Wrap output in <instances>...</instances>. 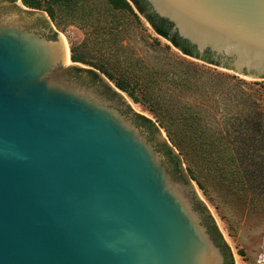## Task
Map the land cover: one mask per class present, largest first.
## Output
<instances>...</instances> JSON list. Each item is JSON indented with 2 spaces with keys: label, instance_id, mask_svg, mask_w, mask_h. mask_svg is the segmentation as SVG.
I'll return each instance as SVG.
<instances>
[{
  "label": "water",
  "instance_id": "water-1",
  "mask_svg": "<svg viewBox=\"0 0 264 264\" xmlns=\"http://www.w3.org/2000/svg\"><path fill=\"white\" fill-rule=\"evenodd\" d=\"M145 2L213 63L199 61L264 80V0ZM38 19L57 32L46 13L0 0V264H226L206 216L232 256L229 244L168 168L156 143L178 153L161 129L91 66L78 64L113 97L67 75L63 37L34 30Z\"/></svg>",
  "mask_w": 264,
  "mask_h": 264
},
{
  "label": "rangeland",
  "instance_id": "rangeland-1",
  "mask_svg": "<svg viewBox=\"0 0 264 264\" xmlns=\"http://www.w3.org/2000/svg\"><path fill=\"white\" fill-rule=\"evenodd\" d=\"M133 9L136 15L127 12L117 24L102 16L79 20L67 15L59 21L39 11L63 37L71 62L73 55L80 56L81 64L115 87L125 82L137 101L119 90L173 147L169 129L177 120L184 124L186 114L199 120L205 134L223 140L225 151L217 163L221 174L201 175L198 168L206 191L191 178L182 156L181 167L221 228L234 264H264V80L242 78L185 55ZM150 96L161 105H153ZM242 160L249 167L238 168Z\"/></svg>",
  "mask_w": 264,
  "mask_h": 264
},
{
  "label": "trees",
  "instance_id": "trees-1",
  "mask_svg": "<svg viewBox=\"0 0 264 264\" xmlns=\"http://www.w3.org/2000/svg\"><path fill=\"white\" fill-rule=\"evenodd\" d=\"M23 5L30 9L44 10L51 18L59 21H64L68 17L67 15H78L79 20H88L94 17L102 16V19L109 21L111 23L117 24L122 20V15L134 13L132 3L135 5L137 10L144 15V17L150 22L154 30L161 37L169 40L175 47L181 50L185 55L201 58L208 63H213L211 56L201 57L196 54L186 42L181 40L177 34L170 33V26L165 20L158 18L153 13H147V4L145 0H21ZM100 1V2H98ZM132 1V3L130 2ZM74 62H85V60L77 55L72 56ZM109 78L114 79L111 75ZM116 87L124 92L129 93V95L137 101V98L133 92L128 90V86L125 82L117 81L115 83ZM150 101L153 105L158 104L156 100L151 98ZM163 104V103H162ZM159 105V104H158ZM161 105V104H160ZM159 105V106H160ZM163 109V107H162ZM145 121L151 123V120L141 116ZM184 124H181L179 120L171 124V129H169V135L172 140L174 147L177 148L179 155L176 154L172 148L167 144L166 146L170 150L169 153L177 164L181 167V158L188 165V172L191 178L198 183L201 189L206 191L203 182L199 178L198 168L201 170V175L206 176H216L218 175V159L223 156L225 150L220 147L223 142L221 138L213 137L211 135L205 134L203 128L200 127L199 120L192 114H186L184 116ZM245 160V159H243ZM237 164L238 168H247L248 164L244 161ZM182 168V167H181ZM180 168V169H181ZM237 168V167H236ZM221 174V173H220ZM247 175V171L245 173ZM249 176V175H247ZM252 176V174H251ZM254 177V176H253ZM216 228V226H215ZM216 231L218 232L217 228ZM219 238L222 241V237L218 232ZM225 244V243H224ZM227 250V262L226 264H234L232 256L228 250V247L224 245Z\"/></svg>",
  "mask_w": 264,
  "mask_h": 264
},
{
  "label": "flooded vegetation",
  "instance_id": "flooded-vegetation-1",
  "mask_svg": "<svg viewBox=\"0 0 264 264\" xmlns=\"http://www.w3.org/2000/svg\"><path fill=\"white\" fill-rule=\"evenodd\" d=\"M6 1L10 4H13V5H17V2H18V0H6ZM32 28L36 31L44 33L45 35H47L51 38H56L58 36V33L53 28H50L49 25L47 23H45V21H43L42 19H40V20L38 19L37 23H34ZM71 63L72 62L70 60V62H68L67 66L64 68L65 73H67V75L73 76L75 79L82 82L83 85H87L89 87H95L96 90L107 95L108 97H113L114 91L105 82H103V80H99L100 78L98 77V75L96 73H94L92 70H84V68H79L78 64H80V62H75V64H71ZM70 69L75 72L74 75L69 74L68 71ZM80 72L87 73V75L89 76V79L87 78V80H83L81 78L82 75L80 74ZM126 111H128V110H126ZM141 116L142 115H140V114H134L133 117L135 119V122L149 133V137L151 140H156V137H155V131L156 130H155L154 126L151 123H148L147 121H145ZM156 144L158 146V149L165 155L167 163H168L167 164L168 168L170 169L172 174L177 179H179L180 181H182L183 183L186 184L187 179L185 178L184 172H183L182 168L177 164V162L174 159H172V157L169 153L170 150L168 149L166 144L164 142H157ZM199 208L203 211V208L200 205H199ZM205 221H206L207 225L209 226V229L211 230L214 238L216 239L218 244L223 248V250L227 254V250L224 246L225 244L219 238L218 232L216 231L215 225L212 222V220L210 219V217L206 216Z\"/></svg>",
  "mask_w": 264,
  "mask_h": 264
},
{
  "label": "bare ground",
  "instance_id": "bare-ground-1",
  "mask_svg": "<svg viewBox=\"0 0 264 264\" xmlns=\"http://www.w3.org/2000/svg\"><path fill=\"white\" fill-rule=\"evenodd\" d=\"M67 45V44H66Z\"/></svg>",
  "mask_w": 264,
  "mask_h": 264
}]
</instances>
